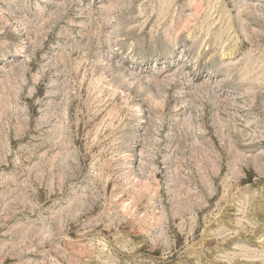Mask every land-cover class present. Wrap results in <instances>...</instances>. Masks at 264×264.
<instances>
[{"label": "rangeland", "instance_id": "374dc122", "mask_svg": "<svg viewBox=\"0 0 264 264\" xmlns=\"http://www.w3.org/2000/svg\"><path fill=\"white\" fill-rule=\"evenodd\" d=\"M0 264H264V0H0Z\"/></svg>", "mask_w": 264, "mask_h": 264}]
</instances>
